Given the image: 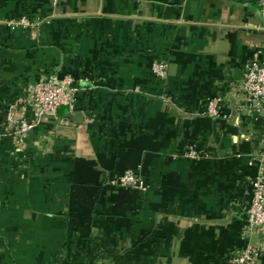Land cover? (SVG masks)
<instances>
[{"label":"crops","instance_id":"obj_1","mask_svg":"<svg viewBox=\"0 0 264 264\" xmlns=\"http://www.w3.org/2000/svg\"><path fill=\"white\" fill-rule=\"evenodd\" d=\"M250 60L258 0H0V264H232L264 146ZM48 74L78 80L74 107L16 151L7 108ZM129 167L147 192L112 182Z\"/></svg>","mask_w":264,"mask_h":264},{"label":"built area","instance_id":"obj_2","mask_svg":"<svg viewBox=\"0 0 264 264\" xmlns=\"http://www.w3.org/2000/svg\"><path fill=\"white\" fill-rule=\"evenodd\" d=\"M264 20V0H258ZM41 18L30 19L23 16L16 25L35 27ZM168 61L155 59L152 73L160 80L167 77ZM77 81L72 76L62 78L54 74L41 77L37 82L29 83L25 88L22 100L10 104L7 108L3 133L12 137L15 150L22 151L29 134L35 125L48 115H57L61 106L73 108L76 101ZM140 88L137 87L136 90ZM240 90L252 103L258 117L264 120V60L246 62ZM216 100L209 104V112L216 114ZM186 156L197 158L201 154L194 145L189 147ZM261 166L257 176L252 180L253 191L250 202L245 206L250 241L236 248L232 254V264H260L261 252L253 239L264 234V146L260 150ZM113 183L130 190L147 192L151 184L144 177L139 167H129L121 175L112 180Z\"/></svg>","mask_w":264,"mask_h":264}]
</instances>
